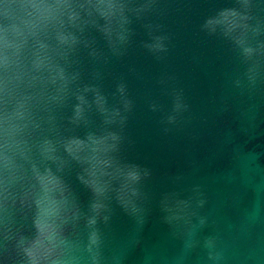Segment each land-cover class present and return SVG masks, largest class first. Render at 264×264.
<instances>
[{"label":"clouds","instance_id":"1","mask_svg":"<svg viewBox=\"0 0 264 264\" xmlns=\"http://www.w3.org/2000/svg\"><path fill=\"white\" fill-rule=\"evenodd\" d=\"M165 2L0 0V264H120L105 255L106 230L117 207L144 225L151 170L123 156L135 103L123 77L106 90V69L136 43L135 25L143 30L139 47L166 59ZM229 3L205 15L199 31L238 60L232 87L255 92L264 85V0ZM174 80L157 81L170 110L155 100L147 107L163 113L162 124L181 126L190 105L183 88L169 86ZM70 177L90 193L87 204ZM207 202L199 184L187 196H160L161 222L182 242L181 264L198 251L208 264L224 259L216 236L198 238L209 227L200 214Z\"/></svg>","mask_w":264,"mask_h":264},{"label":"water","instance_id":"2","mask_svg":"<svg viewBox=\"0 0 264 264\" xmlns=\"http://www.w3.org/2000/svg\"><path fill=\"white\" fill-rule=\"evenodd\" d=\"M163 6L168 14L159 22L171 37L166 59L157 62L139 47L143 30L135 25L136 43L106 69V90L123 77L135 103L126 128L131 144L123 156L150 169L151 178L145 181L146 222L137 228L117 207L106 230L105 255L119 257L120 264H181L182 242L161 222L159 199L168 191L187 196L199 184L208 201L200 214L208 217L209 227L198 238H218L221 264H264V85L251 93L233 88L232 79L242 71L238 60L228 45L199 31L203 17L231 6L229 0H166ZM133 68L139 78L129 71ZM166 76L175 77L169 86L183 88L190 105L185 125L162 124L163 113L148 110L150 100L165 113L170 110V98L157 83ZM176 176L182 181L173 183ZM70 180L87 204L90 193ZM182 264L208 261L198 251Z\"/></svg>","mask_w":264,"mask_h":264}]
</instances>
